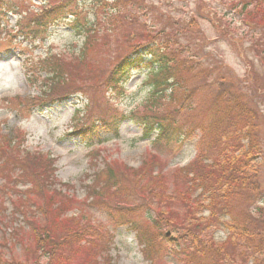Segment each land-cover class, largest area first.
Here are the masks:
<instances>
[{"label":"rangeland","instance_id":"obj_1","mask_svg":"<svg viewBox=\"0 0 264 264\" xmlns=\"http://www.w3.org/2000/svg\"><path fill=\"white\" fill-rule=\"evenodd\" d=\"M231 2L237 3L238 0H81L77 4L76 15L81 13L88 24H95V20L100 22V19L104 18L101 21L103 24L100 23L98 26L101 32L94 36L102 41L88 48L80 57L83 59L82 62L71 57L72 53L78 52L83 42L75 29L79 27L78 25L72 27L73 24L63 20L54 22L45 26L37 40L29 42L25 41L27 39L15 38V35L19 34L16 33L19 31L16 16H7V22L0 26V136L19 134L17 144L21 150H24L23 153L37 152L38 155L44 156L40 161L41 164H44L46 159L53 160L55 180L59 183L56 189L66 192L74 200V208L86 205L85 216L93 218L101 225V229H98L102 231L103 236H110L108 255L111 264H149V262L142 255V247L138 244L135 233L125 226L114 225L107 221L94 207L102 210L117 208L118 210L112 212L114 220L119 216H125L137 226L147 228L155 238L156 231L147 219V214L152 213L150 223L156 221V224L163 225L167 229L163 230V234L171 232L165 224L168 220V212L172 211L169 224L179 226L187 217L181 206L185 204L192 208L190 205L192 202L185 201L182 189L174 181V175L177 176L182 167L194 160L196 139L201 134L203 137L204 134L206 144L214 137L213 146L215 145L218 151L231 149L237 141H242L241 144L246 143L241 139V135L232 134V131L230 135H220L218 131H212L207 124L210 120V112L204 111V106L208 104L212 93L216 90L212 87L213 79L233 81L232 85L235 84L243 94L244 101L249 102V106L251 103L253 107L257 106L255 109L258 116L254 133L262 150V156L256 159V164L259 165L258 183L263 194L256 199V205L264 209V73L262 72L264 68L254 60V49L257 47L253 49L252 46L258 39L256 30L260 27L239 18L231 8ZM14 3L10 0H2L0 7L5 8L6 5L14 7ZM39 4L33 1L28 5L31 11L39 12ZM110 11L114 13L111 17H107V22L105 17L110 15ZM118 12L119 14H116ZM109 21H114V25ZM103 30H107L106 35L101 34ZM140 45H154L160 51L175 52L184 49L186 50L184 56L188 58L193 54L199 56L202 62L198 67L201 69L182 75L180 80L196 89L188 100L182 98V103L175 101L178 99V93L172 99L164 96L159 100L158 107L141 111L149 91L147 84L149 73L145 70L131 71L127 80L115 87L105 83L115 63ZM46 58L66 60L64 70L69 72V77H66L65 86H62L58 92L64 96L70 94L69 99L52 107L44 105L23 107L29 104L25 101L38 97L43 89L42 80L45 77L43 72H37L36 75L31 73L36 71ZM185 60L186 66H190L192 61ZM248 62H251L256 78L249 70L251 68ZM210 66L214 67L210 69L211 71L208 70L210 78H207L205 85L201 86L195 72L207 70ZM32 76L35 78L34 81ZM246 77L249 81H245ZM19 101L22 102V106H19ZM173 112L179 114L175 115ZM77 113L79 115H76ZM130 113L135 115L139 113L137 116L142 117L155 115L158 117L165 114L162 117L165 123L171 121L179 126L181 130L179 132L185 136L191 135L183 144L162 142L153 149L150 143L154 136L149 140H142L140 127L132 120H127L119 126L117 137L111 132L98 129L91 145L67 137V134L79 126L91 125L90 121L95 123L102 119L101 116L111 118L116 115L119 118L123 114ZM96 127L99 128V125ZM200 128H204L203 133ZM229 129L230 127H227L228 132ZM92 153L97 155L93 156ZM150 154L156 156L160 160V166L163 167L162 176L153 185L123 184L120 193L111 199L105 198L100 204L89 203L90 200L86 198L91 192L93 174L101 170L104 163L116 162L120 166L125 165L135 169ZM6 173L2 171L1 174ZM25 182L15 181L14 184H9L8 187L6 184L4 187V183L1 185L0 181V186L4 187L0 193V211H2L0 221L5 219L8 223V219L18 218L17 215H13L15 204L13 202H16V199L18 201V196H22L21 194L29 189V183ZM199 191L195 194L193 192L192 199L199 194ZM172 194H176L173 199ZM108 195L111 194L102 196ZM240 200L244 202L243 199ZM157 203L162 204L157 206ZM167 206L168 209L163 211V219L159 218L155 213L156 207L162 209ZM251 211L255 217L259 215L256 210ZM72 214H77V210H73L68 216ZM207 214V211H202L198 216L205 217ZM220 220L227 221L228 218L222 216ZM1 230L0 225L1 262L32 264L30 258L25 259L26 255L18 245L12 246L8 243V236H4ZM211 235L214 242L221 244L229 234L225 230L213 229ZM181 244L184 245V241ZM158 247L159 241H156L153 248L156 250ZM235 247L237 246H234V243L223 246L227 253L233 255L237 254V249L234 251ZM183 248L185 247L173 251V256L168 251L165 256L159 253L162 263L184 264L183 255L180 256ZM248 251L252 252L250 248ZM255 256L256 262L252 263L249 260L247 264H264V257L261 254L256 253ZM74 259L70 264H80L79 257ZM44 264H47V260ZM222 264L231 263L225 261ZM234 264H242V256Z\"/></svg>","mask_w":264,"mask_h":264},{"label":"trees","instance_id":"obj_2","mask_svg":"<svg viewBox=\"0 0 264 264\" xmlns=\"http://www.w3.org/2000/svg\"><path fill=\"white\" fill-rule=\"evenodd\" d=\"M10 1L14 3V0ZM32 1L15 0L14 7L12 5L11 7L7 5L5 8L0 7V23L5 21L7 13L19 15L21 18L18 21L19 31L17 33L19 34L15 35V38L20 36L30 41L37 40L46 25L72 18L70 22L73 24L72 27L79 26L75 29H77V35L83 39L81 48L77 53H72V58L82 62L83 59L80 57L88 48L102 41L94 36L101 32L98 26L100 23L103 24L101 21L104 18L100 19V22L95 20V24H88L82 18L81 13L76 15L77 4L81 0H40L42 5L39 7V12L30 10L28 4ZM1 2L2 0L0 4ZM230 6L239 18L260 27L256 30L258 39L252 46H254L253 49L257 47L254 49V60H257L261 68H264V0H238L237 3L231 2ZM113 13L114 11H110V15L105 17L107 22V17H111ZM114 21H109V23L114 25ZM106 31L103 30L101 34L106 35ZM184 53H186L184 49H178L175 52L160 51L154 45H140L115 63L105 83L115 87L124 81L131 70L147 69L150 91L141 111L150 107L156 108L162 97L169 96V99H172L177 93L179 96L175 101L182 103V98L188 100L196 91L194 87L180 81L182 75H188L198 68L201 69L198 66L202 62L198 55L193 54L188 58L184 56ZM183 57L192 61L190 66H186V60ZM65 61L46 58L40 63L38 69L34 70L31 75L43 72L45 76L42 80L43 89L38 97L25 101L29 104L23 107L60 103L70 96V94L64 96L58 92L62 86H65L69 73L64 70ZM248 64L251 68L249 70L255 77L251 62ZM211 68L214 69L210 66L207 70L195 72L201 86L205 85L207 78H210L208 70L211 71ZM262 72L264 73V69ZM32 79L34 81L35 78ZM245 81L249 79L246 77ZM211 82L216 90L212 93L208 104L204 106V111L210 112V120L207 124L210 125L212 131H218L220 135H230L231 131L232 134L241 135V139L246 143L241 144L242 141H237L231 149L218 151L217 147L213 146L214 137L206 144L204 134L203 137L201 134L197 138L194 160L182 168L177 176L174 175V181L182 189L185 201L192 202L190 204L192 208L185 204L181 206L187 213V217L179 226L169 224L172 211L168 212V220L165 224L171 230V236H165L162 233L166 229L163 225L156 224V221L150 223L152 213L147 214V219L156 231L155 238L151 236L147 228L137 226L125 216H119L114 220L112 212L118 210L117 208L102 210L94 207L107 221L114 225L125 226L135 233L136 240L142 247V255L149 264H163L159 253L165 256L170 252L173 256L172 252L182 246L185 248L182 249L183 253L180 256L183 255L184 264H222L225 261L234 264L241 256L242 264H247L249 260L252 263L256 262V253L264 257V209L256 205V199L263 194L258 183L260 180L259 173H257L259 165L256 164V159L262 156V150L254 133L258 116L255 109L257 106L253 107L252 103L249 106V102L244 101L243 94L235 87V84L232 85L233 81L219 78ZM19 106H22L21 101H19ZM137 114H131L130 119L141 128V138L148 139L153 133L156 134L152 143L153 149L162 142L182 144L191 135L185 136L179 132L181 131L179 126L171 121L165 123L162 119L165 114L158 115V117H155L156 115L142 117ZM173 114L178 115L179 113L173 112ZM101 117L102 119L99 120L103 122L102 129L111 131L114 136H117L119 125L126 120L123 116L118 118L116 115L111 118ZM87 122L89 123L88 120ZM90 122L92 124H87L86 127L79 126L71 136L90 143L95 133L94 122ZM227 127H230L229 132ZM203 129L200 128L202 133ZM18 136L19 134L0 136L1 185L4 183V187L6 184L8 187L15 181L29 183V189L20 193L22 196H18V201L16 199V202H13L15 203L13 215H17L18 218L8 219V223L5 219L0 221L1 233L8 236V243L12 246L18 245L22 253H25V259L30 258L32 264H44L45 260L47 264H70L76 257L80 258V264H111V258L108 255L110 236H103L100 230L101 225L93 218L85 216L84 207H87L86 205L74 208V200L66 192L56 189L59 183L54 177L53 160L46 159L45 163L41 164L40 161L44 159V156L38 155L37 152L23 153L24 150H21L17 144ZM234 138L237 139V137ZM94 154L97 155V153ZM162 170L160 160L153 154L147 156L135 169L125 165L120 166L116 162H106L101 170L94 172L91 188L88 187L91 192L88 193L89 196L86 199L90 200V204H100L105 198L111 199L120 193L123 184L153 185L162 176ZM2 171L7 173L1 174ZM4 187L0 186V193ZM197 191L199 194L192 199L193 192L195 194ZM108 193L111 195L102 196ZM175 195L172 194L171 198L173 199ZM240 198L244 202H241ZM160 204L162 203H157V206ZM164 209H168V206L155 209V213L161 219H163ZM253 209L256 213L258 212L257 217L252 213ZM73 210H77V214L68 216ZM202 211H207V216H198ZM222 216H226L228 220H220ZM217 227H221L229 234L221 244L214 242L211 235V231ZM156 241H159V247L155 250L153 246ZM183 241L184 245L181 244ZM229 243L237 246L234 248V251L237 249V254L233 255L225 251L223 246ZM249 248L252 252L248 251ZM1 253L0 250V264H4L1 262Z\"/></svg>","mask_w":264,"mask_h":264}]
</instances>
